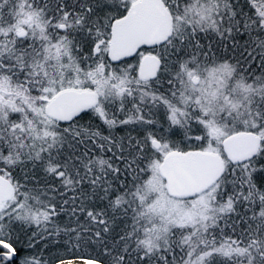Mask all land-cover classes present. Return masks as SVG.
I'll list each match as a JSON object with an SVG mask.
<instances>
[{"label": "snow or ice", "instance_id": "snow-or-ice-1", "mask_svg": "<svg viewBox=\"0 0 264 264\" xmlns=\"http://www.w3.org/2000/svg\"><path fill=\"white\" fill-rule=\"evenodd\" d=\"M0 264H264V0H0Z\"/></svg>", "mask_w": 264, "mask_h": 264}]
</instances>
